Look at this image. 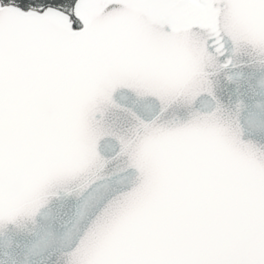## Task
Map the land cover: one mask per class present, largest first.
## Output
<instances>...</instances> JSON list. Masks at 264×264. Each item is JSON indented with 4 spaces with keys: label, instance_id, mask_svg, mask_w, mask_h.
Returning a JSON list of instances; mask_svg holds the SVG:
<instances>
[{
    "label": "snow or ice",
    "instance_id": "snow-or-ice-1",
    "mask_svg": "<svg viewBox=\"0 0 264 264\" xmlns=\"http://www.w3.org/2000/svg\"><path fill=\"white\" fill-rule=\"evenodd\" d=\"M0 264H264V0H0Z\"/></svg>",
    "mask_w": 264,
    "mask_h": 264
},
{
    "label": "water",
    "instance_id": "water-1",
    "mask_svg": "<svg viewBox=\"0 0 264 264\" xmlns=\"http://www.w3.org/2000/svg\"><path fill=\"white\" fill-rule=\"evenodd\" d=\"M93 167L102 166V162H90ZM75 195V193H73ZM37 226L36 222L31 218H21L18 224V229L24 233H30Z\"/></svg>",
    "mask_w": 264,
    "mask_h": 264
}]
</instances>
